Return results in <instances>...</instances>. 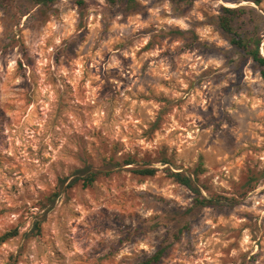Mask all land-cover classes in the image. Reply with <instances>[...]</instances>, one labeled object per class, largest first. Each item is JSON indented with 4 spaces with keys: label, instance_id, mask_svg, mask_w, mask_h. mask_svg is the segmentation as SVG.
<instances>
[{
    "label": "clouds",
    "instance_id": "1",
    "mask_svg": "<svg viewBox=\"0 0 264 264\" xmlns=\"http://www.w3.org/2000/svg\"><path fill=\"white\" fill-rule=\"evenodd\" d=\"M85 2L83 27L75 0H51L47 17L27 31L7 26L0 11V237L18 233L0 246V264H36L39 257L57 264V240L71 247L78 239L89 251L118 239L106 231L89 235L83 218L85 228L74 233L75 214L81 206L96 213L121 192L157 193L156 184L174 182V172L219 192L239 187L251 165L264 188V163L255 166L257 159L264 161V76L259 70L245 76L223 58L205 60L195 50L181 54L184 40L169 43L165 35L176 25L188 31L206 21L202 13L212 15V0H195L183 19H165L174 14L172 0H137L147 15L136 13L130 20L119 11L105 15L108 0ZM40 8L35 4L25 19ZM205 34L197 31L201 40ZM257 38L264 39V13ZM150 42L158 43L144 51ZM236 60L242 67L243 57ZM216 73L224 78L217 80ZM144 168L156 174L148 182L134 176L139 185H124L129 170ZM107 172L119 178L116 189ZM92 174L96 182L85 187L83 178ZM73 181L79 182L69 189ZM57 191L49 230L38 237L31 226L44 209L37 202ZM252 197L249 192L245 202ZM256 203L264 206V198ZM256 211L255 205L235 209ZM261 220L264 216L247 222L227 218L197 233L202 244L182 243L191 245L193 255L210 253L213 264H251L246 256L255 241L264 245ZM150 245L139 247L151 254ZM262 262L264 255L255 264Z\"/></svg>",
    "mask_w": 264,
    "mask_h": 264
},
{
    "label": "rangeland",
    "instance_id": "2",
    "mask_svg": "<svg viewBox=\"0 0 264 264\" xmlns=\"http://www.w3.org/2000/svg\"><path fill=\"white\" fill-rule=\"evenodd\" d=\"M212 3L215 5V9L213 10L211 6H209L208 9V11H212V15L209 16L208 12L202 13L207 17L206 21H196L193 24V28L188 31L183 30L185 34L180 37L184 40L181 54L191 53L195 50L196 54L205 60H218L223 58L226 65L231 67L233 71L241 72L245 76L248 71L255 72L259 70L253 62L249 63L250 59L243 61L242 67L237 64L236 57L240 52L236 51L235 48L229 44L215 24V17L219 13V8L222 4L227 6H237L240 4L252 7H255V5L245 1L236 3L235 0L229 2L212 0ZM75 4L78 6L80 12V26L83 27V18L89 5L85 0H75ZM34 6L35 3L30 0H0V11L4 12L3 19L5 24L9 27L20 25L24 31L32 27L37 20L46 18L50 10V5L41 6V8L37 10V13L25 19L27 13ZM194 6L195 1L184 10L179 11L173 4L174 14L171 17H165V19H183ZM256 8L264 12V0H261L260 5ZM114 11L123 13L126 20L132 19L136 13L140 12H144L145 16L147 15L140 5L135 12H130L119 4L114 6L110 5L105 15H113ZM93 19L94 17L92 16L88 17L89 29L91 28ZM174 27L181 29L179 25ZM197 31L206 33L202 40L197 35ZM84 38L83 36L80 37L81 40ZM168 39L169 43H174L177 37H168ZM157 43L158 42H153L151 47L147 48L145 46L143 50H152ZM225 43L230 45V48L225 47ZM65 51L71 54L70 48ZM261 53L264 55V47L261 48ZM135 55L136 54L133 53V56ZM162 55L167 56L169 54L166 52ZM53 59L58 62L59 58L54 57ZM208 75H212L211 69L208 70ZM223 78L222 74L216 73L217 80ZM241 155L243 154L241 153ZM247 161L248 158L245 157L243 163L247 165ZM260 163H264V161L257 159L255 166L259 167ZM247 166L248 175L237 188L221 189V191L216 192L211 191L207 185H200L199 187L195 185L204 197L216 200L217 205L205 208L197 218L193 219L190 224V230L182 234L181 238L174 243L158 264H189V261H191V264H213L210 253H206L207 258L205 255H193L191 245H185L182 241H191L195 239L197 244H202V239L197 236V233H203L204 228L208 227L209 224H217L219 221L227 218H233L237 221L244 220L247 222L251 221L254 217L259 218L264 216V206L256 203L258 199L264 198V188L260 187L258 176L254 174L253 167L251 165ZM86 170L87 169H85V171ZM198 170L201 169L197 168L196 171ZM134 176L143 177L144 182H148V178L152 177L140 176L135 174L133 170H129L124 185H139L140 181L134 179ZM107 178L110 180L112 188L116 189L119 185V178L111 173ZM57 181L61 185L63 184V181L60 180L59 177H57ZM67 187L70 189L74 187V185L69 183ZM156 188L158 192L149 195L137 194L134 189L129 192H121L118 200L100 208L96 213H90L87 208L81 206L80 211L75 214V219L73 220L74 233L85 228V223L80 222L81 218H83L85 222H89L88 228L91 229L89 235H91L92 232L99 235L100 232L106 231L112 232L114 236H118V239L98 242L96 246L89 251H85L81 247L78 239L73 240L71 247H65L60 240H57L56 247L53 249V258L57 264H135L138 260L143 259L144 256L150 255L145 251V248L139 246L145 244L146 241H151L150 246L156 249L165 237V229L148 230L147 225H144L145 222L154 215L185 207L181 204V201L187 199L191 204L194 198L192 191L175 181L169 182L164 180L157 183ZM185 189L189 191H185ZM256 189H259V191ZM249 192L253 193V197L245 202L244 198L248 196ZM59 195V191L50 193L37 202V206L43 208L44 212L42 215L34 217L33 219L31 227L34 235L41 237L49 230V217L55 211V204ZM237 197H240V199ZM240 205L246 208H251L255 205L257 211L253 213L236 214L235 209ZM91 220H95L96 222L91 223ZM125 220H128L129 223L125 224ZM261 222H264V220H261ZM51 223L54 225L55 219H53ZM133 223L135 227L132 226ZM132 228H138V231L131 233ZM251 239L255 240V236ZM5 242H7V240ZM2 244L0 246H2ZM81 252L84 254L81 255ZM73 253H75V255H73ZM122 253L123 255H121ZM261 255H264V245H261L260 241L256 240L254 248L250 249L246 259L249 260L251 264H255V262L260 259ZM36 264H47V261L44 257H39ZM262 264H264V262H262Z\"/></svg>",
    "mask_w": 264,
    "mask_h": 264
},
{
    "label": "trees",
    "instance_id": "3",
    "mask_svg": "<svg viewBox=\"0 0 264 264\" xmlns=\"http://www.w3.org/2000/svg\"><path fill=\"white\" fill-rule=\"evenodd\" d=\"M35 4L41 6H49L51 0H30ZM195 0H172V3L179 11L184 10L190 6ZM229 2L231 0H223ZM241 1L250 2L255 5H237L227 6L221 5L219 13L215 17V24L224 36V38L232 45L236 51L240 53L238 56L243 57V61L250 59L259 69L260 74L264 76V55L261 53V48L264 47V39L257 38V33L261 30V13L257 12V8L261 0H235L240 3ZM111 6L121 5L125 10L135 12L139 6L137 0H108ZM185 32L177 27H171L165 34L167 37L180 38L184 36ZM153 42L146 45L147 48L151 47ZM201 170H198L199 172ZM111 172L105 173L109 176ZM135 174L140 176H153L156 174L154 168H144L134 171ZM174 181L188 188L193 192L194 198L189 206L178 208L175 210L165 211L162 214H157L145 222L148 230H157L159 228L165 229V237L162 242L156 247L155 251L150 255H146L143 259L138 260L135 264H158L161 259L168 253L169 249L176 243L184 232L190 230V224L193 219L197 218L202 211L207 207L217 205V201L212 198L204 197L200 191L192 183L191 179L181 175L179 172L173 173ZM84 179V186L87 187L88 183L96 181V175L92 174ZM79 181H73L71 185H75ZM138 228H132L131 233L137 232ZM130 233V231H129ZM17 230H13L0 237V245L8 238L17 235Z\"/></svg>",
    "mask_w": 264,
    "mask_h": 264
}]
</instances>
